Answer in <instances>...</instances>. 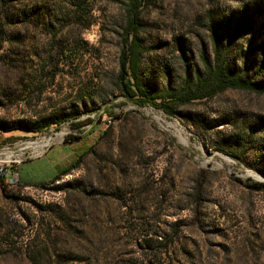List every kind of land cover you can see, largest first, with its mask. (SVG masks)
I'll return each instance as SVG.
<instances>
[{"label": "rangeland", "instance_id": "obj_1", "mask_svg": "<svg viewBox=\"0 0 264 264\" xmlns=\"http://www.w3.org/2000/svg\"><path fill=\"white\" fill-rule=\"evenodd\" d=\"M21 7L38 14L0 44V124L80 125L0 129V264H264V188L246 185L264 182V91L155 108L114 80L129 29L135 96L206 65L263 86L264 0H0V29Z\"/></svg>", "mask_w": 264, "mask_h": 264}, {"label": "trees", "instance_id": "obj_2", "mask_svg": "<svg viewBox=\"0 0 264 264\" xmlns=\"http://www.w3.org/2000/svg\"><path fill=\"white\" fill-rule=\"evenodd\" d=\"M29 9L21 7L16 10V23L13 27V22H10V25H7L5 29H0L3 37H0V44H3L4 41L8 40L11 43V39L9 34L12 31H17V34L22 33L24 30V23H26L30 17V14L36 15L38 14V10L33 9L29 12ZM72 14H75V7L71 10ZM18 22V23H17ZM130 27V25H128ZM2 28V27H1ZM129 29L123 30L121 33V44L119 48V54L117 57L116 63V72L114 75V80L117 88L124 96L125 99L131 101L137 105L148 104L151 107L158 108L160 104H176V105H185L190 102L193 98H203L212 94H215L219 91L224 90L225 88L232 89H240L246 91H255L262 92L264 91V85L260 86L253 83L250 79H245L240 74L229 75L225 71L221 70H212L209 65H206L204 69L201 71H196L193 77L188 75L183 76L179 86L174 91L164 93V97L166 99L162 102L155 101V94L152 93L151 90L146 89L142 93L141 96H135L134 87L136 85L137 76L135 74V67L137 64L138 53L136 49L133 47L134 41L133 39L128 40ZM6 36V37H4ZM55 44V43H54ZM56 45V44H55ZM53 45H50L48 51H51ZM61 48L58 46L54 47L52 54L48 53V59L51 61L53 57H58V53H60ZM71 59V57H70ZM45 65V64H42ZM46 65H49L46 63ZM41 74V73H40ZM50 79L52 78V74H50ZM103 110H107V107H104ZM164 110L169 113V110L164 108ZM110 112V111H108ZM110 114V113H109ZM77 113H73L70 116L66 115L65 112L59 113L56 110L50 111L45 116H41L37 119L31 118H19L14 120L12 123L8 125L0 124V129H14V128H23L25 130L40 132L47 128L48 125H53L55 128L63 121L70 119V124L72 127L78 129L80 125V121L75 120ZM196 122H199L201 118V114L196 112L194 116ZM101 134V133H100ZM80 138L79 135L70 134L67 136V140L74 141ZM77 146V145H76ZM91 143H89L84 149H80L77 152L76 157L81 156L86 152L88 148H90ZM79 147V146H77ZM59 174L55 173L51 178L50 182L57 180ZM248 187L251 189H262L264 188V182L258 180H251L246 183ZM56 189H59V185L55 186ZM194 198L198 197L200 191H195Z\"/></svg>", "mask_w": 264, "mask_h": 264}, {"label": "bare ground", "instance_id": "obj_3", "mask_svg": "<svg viewBox=\"0 0 264 264\" xmlns=\"http://www.w3.org/2000/svg\"><path fill=\"white\" fill-rule=\"evenodd\" d=\"M49 142H50V138L47 137L46 139H44L40 142H31L28 145L31 146L33 149H37V148L43 147L44 145L48 144Z\"/></svg>", "mask_w": 264, "mask_h": 264}, {"label": "built area", "instance_id": "obj_4", "mask_svg": "<svg viewBox=\"0 0 264 264\" xmlns=\"http://www.w3.org/2000/svg\"><path fill=\"white\" fill-rule=\"evenodd\" d=\"M0 172H2V171H0Z\"/></svg>", "mask_w": 264, "mask_h": 264}, {"label": "water", "instance_id": "obj_5", "mask_svg": "<svg viewBox=\"0 0 264 264\" xmlns=\"http://www.w3.org/2000/svg\"><path fill=\"white\" fill-rule=\"evenodd\" d=\"M137 105V104H136Z\"/></svg>", "mask_w": 264, "mask_h": 264}]
</instances>
